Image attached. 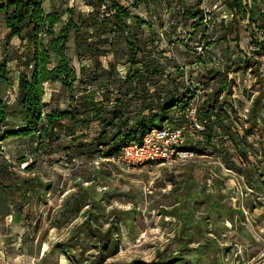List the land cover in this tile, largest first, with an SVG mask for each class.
Wrapping results in <instances>:
<instances>
[{"label":"trees","instance_id":"trees-1","mask_svg":"<svg viewBox=\"0 0 264 264\" xmlns=\"http://www.w3.org/2000/svg\"><path fill=\"white\" fill-rule=\"evenodd\" d=\"M45 1L0 0V24L7 29L0 39V149L10 139H30L35 160L42 157L50 164H71L86 171L83 177L75 176L80 180L72 197V213L63 220L78 217L82 211L85 219L66 240L52 245L41 260L59 255L75 264L77 250L87 252L89 245L99 249L98 261L92 264H105L104 257L119 245L120 225L132 224L137 210L111 211L104 229L100 222L106 216L105 204L116 193L110 186L112 171L103 165L92 167L87 159H110L130 143L141 142L154 128L187 123L184 113L189 103L211 84L212 91L205 93L198 105L204 130L191 129L190 137L195 134L196 143L189 140L182 149L192 153L210 150L218 164L211 168L191 165L185 172L170 174L172 202L162 206L161 215L170 218L164 224L172 223L173 237L157 261L135 260L130 264H228L226 257L240 245L246 246L249 258L256 257L250 250L261 243L249 227L251 222L242 204L248 212L264 197V0H224L226 12L219 18L201 2L185 5L184 0H177L179 11H173L170 25L163 28L173 34L183 28L191 43L200 32L196 45L207 50L193 59L202 68L191 71L186 70L190 63L185 59L178 63L170 48L178 43L191 54L194 50L185 36L166 43L163 29L156 24L164 21L162 15L156 14L161 15L159 20L152 21L138 13L142 6L157 8L161 0H133L129 5L121 0H84L87 12L75 5L47 12ZM209 15L212 21L207 22ZM227 20L245 23L252 49L247 53L237 45L243 57L233 59L227 47L223 69L208 68L212 61L207 53L227 40L226 32L213 37L211 28L218 22L227 30ZM14 39L18 47L12 45ZM71 41L74 57L69 54ZM12 63L19 72L17 114L6 100L14 88ZM248 72L256 77L260 89L254 91L253 87L255 95L247 89L242 91L251 101L245 125L239 108L244 101L235 99L234 88L240 75ZM48 85L61 87L68 96L67 106L45 100L50 92ZM26 162L27 157L18 161ZM9 166L8 162L0 163V181L6 178L11 190L23 194V201L33 198L36 178H16ZM223 167L236 174L234 179L244 202L241 209L227 185L233 177L226 175ZM99 185L106 190L100 191ZM5 201L9 202L6 193ZM18 204L23 207V202ZM31 215L27 212L26 218ZM231 233L230 243L224 242ZM241 257L237 255L238 261Z\"/></svg>","mask_w":264,"mask_h":264},{"label":"rangeland","instance_id":"rangeland-1","mask_svg":"<svg viewBox=\"0 0 264 264\" xmlns=\"http://www.w3.org/2000/svg\"><path fill=\"white\" fill-rule=\"evenodd\" d=\"M224 0H184L185 5H192L198 2H201L203 7H208L215 17H220L224 11V6L222 4ZM80 1L79 9L80 11H88V8L81 4ZM179 3L177 0H161L160 4H158L157 8L148 7L138 10V13L142 15H146L147 13L161 14L164 19L163 22H158V27L163 29V38L166 43H169L171 40H176L178 37L185 36L186 33L183 32V28L176 32L175 34L166 32L167 29H164L163 26L170 25L169 18L173 14L179 11ZM184 29L187 32H190L189 27L184 26ZM225 29V25L221 23H216L211 28V34L213 37H220L223 35ZM245 37V34L243 33ZM188 40V37L185 36ZM191 39L188 40L189 45L193 47V52L191 54L185 52L184 46L176 43L170 46L173 57L178 63H184V59L187 62L193 61V59L198 55V53L206 52L207 50L201 47H197L195 43L190 42ZM197 41V40H196ZM247 41L244 42V46H247ZM249 46V45H248ZM222 47V51H225L224 44L219 45V48ZM221 51V52H222ZM69 54L74 57L75 52L73 50V41L70 43V52ZM225 54V52H224ZM264 61V59H263ZM84 65H88L86 62ZM75 66L79 70L80 66L78 61L75 60ZM170 71V68H168ZM14 72V71H13ZM262 77L264 78V66L261 68ZM125 75V73L121 72L120 75ZM233 76V74H232ZM213 85L209 88H206V92L200 91L204 98L205 93L212 91ZM256 77L248 72V74L240 75V78L237 81L236 87L234 88L235 96H241L243 98L244 104L240 106V119L243 123L246 122L249 114V109L251 107V101L247 99L246 96H243L242 91L247 89L250 95H255L252 91L254 87V91L260 89L259 85H256ZM18 91V83H15L14 88L7 94L6 100L10 103L12 109H14V114H17L18 107L15 101V96ZM257 93V92H256ZM257 95V94H256ZM235 99H238V98ZM68 96L66 93L56 92V104L64 107L67 105ZM48 100L49 97L46 96L45 100ZM245 117V118H243ZM16 121V120H15ZM16 125H19L20 122ZM14 124V125H15ZM246 125V123H245ZM201 139V138H200ZM190 142L196 143V136L190 137ZM259 142V140H256ZM261 141V140H260ZM33 142L30 139H10L1 144L2 148L0 149V163L8 162L10 165V169H12V175L16 178L24 179H34L36 173L41 172L42 176L48 178L50 174H48L49 163L47 160L42 157L38 160L36 159V155L34 154V146ZM192 144V145H194ZM30 148V149H29ZM29 149V150H28ZM215 154H212L209 151L198 150L193 155L183 156L179 158L176 163L166 166V165H144L136 168H125L120 165H116L112 162H102L100 163L106 169L112 171V178L110 179V186L113 189H116L115 197L110 199V203L105 204L106 216L100 222L104 229L108 227L109 224V213L113 210H123L129 211L132 209H136L135 220L132 224L128 225L125 222L122 223L121 231L122 237L118 238V247L109 252V257H104L106 259L105 264H130L132 261L141 260L145 262L157 261L158 256L163 253L168 247L172 237H173V227L171 225H166L164 223H169L170 218H164L161 215V208L167 207L171 204L172 200L170 199V193L172 191V186L168 182V177L171 173H175L178 175L182 172H185L188 166V161L191 159H199L204 161V168H210L214 161H217L215 158ZM27 157L28 161L30 158L34 159V165L31 169H27L29 167L26 164L25 168H23L22 164H19L18 161ZM111 163V164H110ZM56 167L59 168L58 171L55 172V177L57 179H61V173H63V168L67 169V174L69 177L75 176H84L86 175L85 169H80L79 167H72L71 164H68L67 167H64L63 164H58ZM204 170V169H203ZM198 174L202 177L203 172L201 169H198ZM212 174V171H211ZM204 178V177H203ZM233 182H230V185H236L238 187V183L234 178ZM9 181L6 178H2L0 181V194H8L9 201L21 203L23 201V194H19L16 191L11 190L9 187ZM100 191H105L106 188L104 186H98ZM62 190V189H61ZM240 191V189H238ZM59 194L56 193L55 196ZM239 195L240 192H239ZM258 209L256 211H252V213L247 212V217L249 223V227L251 228L253 234L257 238V241L261 243L260 246L253 248L250 250L256 253L257 256L254 258H249L247 254L248 251L245 245H240L238 247H234L230 254L226 257V262L228 264H264V198L259 199L257 202ZM48 208H45L44 205L41 209L37 211H31V218L33 217V221L36 222L35 232L37 236L33 238V241H30L29 237L23 238V244L21 243L19 246H13L16 241H13L14 237L23 236L24 230L16 229L11 221L10 209L5 206V204L0 208V264H70L68 260H65L64 257H59V255H54L47 258L46 261H42L41 257H38L39 251L41 249V254L47 251L50 248V244L56 242L55 238L57 237L58 231H52L47 226V217L45 216V212H47ZM84 216H82L81 220H84ZM21 220V219H20ZM23 222V218H22ZM18 227V226H17ZM2 235V236H1ZM7 235V236H5ZM234 234H229L228 237H224L223 240L226 243H230L231 236ZM25 236V235H24ZM118 237V236H117ZM26 239L28 240L26 243ZM63 240H66L64 237ZM47 242V245H42ZM243 243V242H242ZM23 245V246H22ZM94 245V244H93ZM25 247V248H23ZM87 245V252L82 251L80 249L75 253L77 263L75 264H92L96 260L98 251L96 247H90ZM24 249V250H23ZM47 249V250H46ZM174 249V247H173ZM27 252V254H24ZM240 254L241 262L238 261L237 255Z\"/></svg>","mask_w":264,"mask_h":264},{"label":"crops","instance_id":"crops-1","mask_svg":"<svg viewBox=\"0 0 264 264\" xmlns=\"http://www.w3.org/2000/svg\"><path fill=\"white\" fill-rule=\"evenodd\" d=\"M80 1H82L81 4L84 5V0H46L44 3V8L47 12H51L54 10L66 9L69 7H73L74 5L76 7H79ZM132 1L133 0H121V2H123L127 5L132 3ZM205 8H206V10H210V9H208V7H205ZM225 10H226V8L224 7L223 12H226ZM145 16L153 19L152 21H158L161 15H154V16L145 15ZM225 24L228 28L227 30H224V33L225 32L227 33V35H226L227 40L222 42L221 44H224L225 50L227 47L230 48L229 53L231 54L233 59H239L240 57H243V55L239 53L237 45H239V47L247 53L250 52V50L252 49L248 46L249 41H250L249 32H247V30H246L245 23L237 24L236 22H232V20H227V21H225ZM6 32H7V29H6L5 25L0 24V39H3L5 37ZM243 33L245 34V37L243 36ZM199 37H200V32H198L195 35L194 39L192 40V43L196 44ZM245 41H247V43H248L247 46L243 45ZM12 45L14 47H18L17 39H14L12 41ZM221 51H222V47L219 48V45L213 46L210 49L209 53H207V56H209L212 63L210 65L208 64L209 66H211L208 68H215L218 70L223 69L225 61L227 60V58H226L227 51H222V52ZM224 52H225V54H224ZM75 60L78 61L76 58H74V64H75ZM189 63L190 64H187V66H186L187 71L188 70L191 71L192 69H196V68H202L201 64H198L194 61H191ZM78 64H79V62H78ZM11 68L14 71L13 77H14V86H15L16 82L19 84V72L17 71L16 65L13 63L11 64ZM243 74H248V73H243ZM238 75H240V73ZM48 89L50 92L47 93V96L49 97L48 100L46 99L47 102H50L51 99H53V102H56V92L64 93L63 90L61 89V87L58 85H48ZM237 98L239 99V101L243 99V98H241V96H238ZM65 106H67V105H65ZM107 161H108V159L91 158V159H87L86 163L91 165L92 167H95V166L99 167L101 165L100 163L107 162ZM187 161H188V163H187L188 166L202 165L203 168H204V166H206L204 161H201L199 159H196V160L191 159V160H187ZM212 164L217 165L218 162L214 161ZM56 165H58V164H50L49 163L48 174H50V176L48 178H45L44 176H42L41 172L36 173L35 178L37 181V185H36V189L32 191L34 196H33V198H30L26 201L25 200L22 201L23 202L22 208H20L21 206L16 202L9 201L7 203V201H5V194H0V208H2V206L5 204V206L10 209L9 215H11L10 216L11 221H12L13 225L15 226V228L16 229L22 228V230H24L25 236L21 235L18 237H14V239H12L13 241H16L14 244H12L13 246H16V245L19 246L21 243L23 244V238L26 237L27 235H28L27 237H29L30 241H33V238L35 236H37V233L34 231L35 230L34 226L36 224H34L35 221H33V217L32 218L31 217L26 218V216H27V212H29V211L31 212L32 210L38 212V209H41L43 205L45 208H48L47 212H45V216L47 217V220H48L47 226L49 227L50 230H52V231L56 230L59 232L57 234V237L55 238L56 240H58L56 242L64 241L63 240L64 237H66V239H67L70 236V234L72 233V231H74L76 226L79 225L81 222H83V220L80 221V219L82 218V216H84L83 215L84 211H82L78 217L72 218L73 217L72 216L70 219H68L67 222H65L63 220L64 218L70 217V214L72 213L70 211L71 204H72V197H75V195H76V192L78 189L76 185L79 182L80 178H75V177L67 178V177H69V175L66 173L67 169L63 168L62 169L63 173H61L62 178L57 179L55 177V172L58 171L59 168L56 167ZM211 166L213 167V165H211ZM230 182L234 183V180L232 178H229L227 185L233 189L234 196H235V198H233V201L238 206V208L241 209V201L243 202V198H241V195H239L238 187L235 184L230 185ZM84 185L88 186L89 183L85 182ZM56 193L59 195L55 196ZM262 198H264V197H262ZM242 206H243L242 209H244V211L247 214L246 207L243 204H242ZM257 209H258V206H255V208H252V210L250 209L249 213H252V211H256ZM59 212H60V214H59ZM22 218H23V222H22ZM57 221H59V223ZM5 236H7V235H5ZM82 240H84V237L82 238ZM27 241L28 240L26 239V242ZM56 242H53L52 244H50V248ZM45 244L47 245V242H45L42 245H45ZM50 248L48 250L47 249L46 250L49 251ZM47 251H45V252H47ZM45 252L41 254V249H40L38 257H41V259H42L45 255ZM24 254H27V252H25ZM62 257H64V256H62ZM65 260H66V258H65Z\"/></svg>","mask_w":264,"mask_h":264},{"label":"built area","instance_id":"built-area-1","mask_svg":"<svg viewBox=\"0 0 264 264\" xmlns=\"http://www.w3.org/2000/svg\"><path fill=\"white\" fill-rule=\"evenodd\" d=\"M206 21H212L211 15L207 16ZM202 100V93L199 92L189 103L184 113L188 120L187 123L182 125L166 124L162 128H154L142 138L141 142H132L123 147L116 156L108 159V161L125 168H136L144 165L169 166L183 156L193 155L192 152L184 151L182 147L188 144L191 129L204 130L203 123L198 119V105ZM33 162L34 159L30 158L22 166L25 168L26 164L30 165ZM223 170L226 175L236 178L233 171L225 167Z\"/></svg>","mask_w":264,"mask_h":264}]
</instances>
